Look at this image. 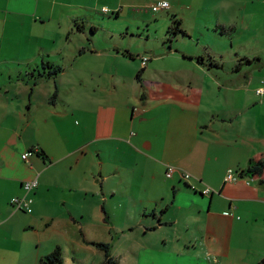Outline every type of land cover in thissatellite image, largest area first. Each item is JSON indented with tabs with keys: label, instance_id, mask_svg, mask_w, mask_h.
<instances>
[{
	"label": "crops",
	"instance_id": "obj_1",
	"mask_svg": "<svg viewBox=\"0 0 264 264\" xmlns=\"http://www.w3.org/2000/svg\"><path fill=\"white\" fill-rule=\"evenodd\" d=\"M103 3L97 0V7ZM76 8H93L92 0H0V264H39L57 247L77 254L90 241L95 223L105 225L102 234L119 233L109 212L115 189L108 195L105 185L111 175L118 180L114 186L127 183V160L134 165L133 183L161 177L165 188L154 210L145 205L142 216L150 224L142 225L147 232L197 218L202 232H215L216 241L226 242L237 231L246 236L253 222L264 224V170L259 176L247 174L251 160L264 158V95L256 92L264 78L255 82V74L243 70L226 74L225 80H247L244 85L221 82V74L205 68L203 73L158 72L151 75L163 81L146 91L148 98L131 100L127 115L105 95L62 93L58 86L67 74L64 67L52 86H43L51 80L35 87L15 80L14 68L2 64L53 59L61 51L56 24ZM113 72L121 76L118 69ZM76 78H83L82 73L74 72ZM113 144L116 150L108 156ZM127 149L133 155L127 157ZM41 150L49 160L38 154ZM135 158L141 170L135 168ZM168 166L177 168L171 177ZM230 168L234 181L225 180ZM184 173L192 177L186 180ZM36 178L39 186L30 193L33 212L16 210L12 198L23 196L24 183ZM204 188L212 193L204 195ZM169 190L171 205L163 206ZM172 210L179 217H170ZM222 233L227 237L219 238ZM164 239L152 254L166 255L168 237Z\"/></svg>",
	"mask_w": 264,
	"mask_h": 264
},
{
	"label": "rangeland",
	"instance_id": "obj_2",
	"mask_svg": "<svg viewBox=\"0 0 264 264\" xmlns=\"http://www.w3.org/2000/svg\"><path fill=\"white\" fill-rule=\"evenodd\" d=\"M103 1L100 8L97 7V0H92L93 8L70 9L63 13L62 18L60 17V24H56L54 33L61 36V51L54 55L53 59H48L57 61L59 65L67 69V74L60 77L61 86H58L62 88V93L69 91L70 94L77 93L79 96L88 94L94 97L105 95V99H109L116 106H123L124 109L121 108L120 112L127 115V106L131 100L136 96L142 98L144 94L148 98L150 92L146 91L152 90L155 84L163 81V79L154 78L155 73H203L205 69L183 60L181 51L189 54L193 49L191 42L180 45L186 40L183 35L179 39L183 41L174 42V45L179 44L177 51L164 48L170 24L169 17L175 13L184 27L194 36L195 42L201 35L199 32L206 33L205 40L212 48L211 54L223 58L221 60L225 65H232L240 58L247 57L254 61V64L252 66L243 64V71L254 73L255 82L264 78V0H167L171 8L159 12L151 10L157 0ZM103 6L108 7L111 12L104 14ZM118 9L121 10L118 12ZM117 12L118 17L115 15ZM75 19H78L79 25L74 24ZM217 19L232 27V30H228L226 38L214 39L212 36L216 27L214 21ZM92 26L96 28L93 33ZM122 32L128 34L125 37L120 35L121 40L132 41L133 45L138 47L140 54L148 49H153V53L141 56L144 57L143 60L140 56L130 58L116 52L120 55H115L110 41ZM54 38L56 39V36ZM46 43L51 44V38L47 37ZM155 46H157L156 49ZM162 51L164 53H161ZM257 57L261 59L260 62L256 61ZM37 63L41 64L42 61ZM2 65L15 67L10 63ZM116 69L119 70L120 77L113 75V70ZM142 69V73L139 74ZM74 72H81L83 78L72 79ZM228 72L230 71H216L217 74H221V82L233 81V83L238 82L244 85L248 82L244 79L225 80ZM204 81L208 80L204 79ZM50 82L52 83L43 82V86H52L53 81ZM2 83L5 86V82ZM238 96L242 97V94L239 93ZM130 107L134 106L130 104ZM129 113L131 114L132 110H129ZM113 148L116 150V144L109 148L108 156L112 155ZM103 153L101 151L99 154ZM96 155L98 154H95V158ZM129 155L133 154L127 149V157ZM134 161L135 168L141 170L142 166L137 163L136 158ZM108 166V169L112 166L110 160H108ZM146 166L151 168V164ZM123 168L127 183L114 186V182L117 183L118 180L116 176L111 175L105 188L108 195L111 194L112 188L115 189L116 196L109 212L115 217V225L119 233H123V230L125 233L121 237L117 232L111 235L102 234L100 226L105 225L95 223L90 241L85 243L86 247L79 248L77 254L72 251L64 254V264H104V252L98 249L94 242H106L111 246L115 257L114 264H161V262L167 264V261L170 264H182L175 258L183 259L186 264H258L264 257L262 254L264 224L260 221L253 222L249 226L246 236L237 231L228 240L226 238V242L216 241L215 232H202L203 227L199 225L197 218L180 221L173 229L145 231L142 223L149 225L150 221L146 222L142 213L145 211L146 204L149 211H152L157 199L162 200L161 195L165 193L161 183L162 178L158 177L155 182L149 179L146 184L142 180L140 183H133L134 165L127 160V166ZM130 178H132L131 181ZM97 187L101 189L100 184ZM172 195V190L166 192V201L162 202L163 206L171 203ZM94 204H97V199ZM226 211L234 215L231 210ZM173 216L179 217L174 210L170 213V217ZM152 223L158 224V220ZM167 232L170 233L169 236ZM166 236L168 237V246L165 247L166 252H164L166 255L159 252L152 254L151 250L164 245ZM225 237L227 236L223 233L219 235L221 239ZM73 257L76 259L74 260Z\"/></svg>",
	"mask_w": 264,
	"mask_h": 264
},
{
	"label": "trees",
	"instance_id": "obj_3",
	"mask_svg": "<svg viewBox=\"0 0 264 264\" xmlns=\"http://www.w3.org/2000/svg\"><path fill=\"white\" fill-rule=\"evenodd\" d=\"M103 13L109 14L105 12ZM115 15L116 17H118L119 13L117 12L115 13ZM176 15L177 13L169 17V20H170L169 30H168V33L166 34L167 39L164 41V48H166V50L169 49L170 51L171 50L177 51L179 44L174 45V42L177 41L178 43L179 41H183V39L179 40L180 36L183 35L184 38H186V40H184L180 45H183L184 43H189V42L193 44V47H192L193 49L189 54H187L185 51H181L183 58L187 62H192V61L195 62L197 66L205 68L208 71L216 72L217 70L219 71L229 70L232 72H240L244 69L243 64L247 63L248 66H252L254 64V61L250 60L247 57H243V58H240L238 61L233 62L232 65H229V64L225 65L221 60L223 58H221L220 56L217 57L215 54L214 55L211 54L212 48L210 47V45H208V42L205 40L206 33L199 32V34L201 35L200 37L197 38L195 42L194 36L191 35V33L184 27L183 22L180 19H178ZM214 22L216 23V27L214 28V31L212 32V36L214 37V39L226 38L228 34V30H232V27L228 24H222L219 21H214ZM74 24L79 25L78 19L74 20ZM95 30H96L95 26H92V33ZM127 34L128 33L123 34L122 32L118 35L117 38L111 39L110 42L112 43L114 52L120 53V54L122 53L125 56L130 57V58H136L140 56L142 60L144 59V57H141V56L150 55L153 53V49H148V50H145L143 54L141 53L142 54L141 55L140 51L138 50V47L134 46L132 41L126 42L124 40H121L120 35H122V37H125V35ZM156 47L157 46H155V49ZM136 52L138 53L136 54ZM161 53H164V52L162 51ZM256 61L260 62V58L257 57ZM15 64L16 65L14 67L15 68L14 79L17 81H21L25 84H28L32 87L37 86L40 82H43V81L56 80L57 77L64 70V68L58 63L51 61V60H46V59L43 60L41 64L31 63V62H17ZM142 71L143 69L139 72V74H141ZM57 96H58V88L54 92L52 98L54 99ZM30 152L32 153L34 152V150H31ZM38 154L49 160V156L44 150H41V152ZM263 170H264V158L261 160H256V161L251 160L247 174L259 176L262 174ZM163 213H165V210L162 211V214ZM153 215H155V213H153ZM160 216H158L159 221H161ZM93 244L98 249L104 252V255H105L104 264H114L115 263V257L113 256L112 251H111V246L108 243L94 242ZM39 264H64L63 249L61 247H57L56 249L53 250L52 253L41 258ZM258 264H264V257L260 259Z\"/></svg>",
	"mask_w": 264,
	"mask_h": 264
},
{
	"label": "built area",
	"instance_id": "obj_4",
	"mask_svg": "<svg viewBox=\"0 0 264 264\" xmlns=\"http://www.w3.org/2000/svg\"><path fill=\"white\" fill-rule=\"evenodd\" d=\"M170 6L171 5L168 1L161 0L157 3H155L154 5H152L151 10L153 12H158L162 9H168V8H170ZM103 12L110 13V9L108 7H105V8H103ZM256 92H257V94H259L261 96L264 95V80H263L261 86L256 89ZM30 155H31V152H25L22 155V157H23V159H28ZM176 170H177L176 167L168 166L167 172H166L167 176L171 177L175 173ZM183 176L186 180H188L192 177V175L190 173H184ZM235 178L236 177H235L234 170L232 168H230L227 171V174L225 176V180L226 181H234ZM38 186H39V181L37 178L33 179V180L26 181L24 183V186H23L24 190H25V194L23 196H15L11 200V203L14 206V208L16 210H21V211H25L27 213H32L33 212L32 204H33L34 200H33V197L30 195V193L32 191H34ZM202 193L204 195H208V194L212 193V191L209 188H204L202 190Z\"/></svg>",
	"mask_w": 264,
	"mask_h": 264
}]
</instances>
